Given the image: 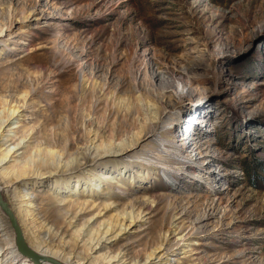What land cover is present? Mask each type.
<instances>
[{"label": "rangeland", "instance_id": "374dc122", "mask_svg": "<svg viewBox=\"0 0 264 264\" xmlns=\"http://www.w3.org/2000/svg\"><path fill=\"white\" fill-rule=\"evenodd\" d=\"M0 127L32 247L264 264V0H0Z\"/></svg>", "mask_w": 264, "mask_h": 264}, {"label": "bare ground", "instance_id": "6f19581e", "mask_svg": "<svg viewBox=\"0 0 264 264\" xmlns=\"http://www.w3.org/2000/svg\"><path fill=\"white\" fill-rule=\"evenodd\" d=\"M24 98V97H23ZM25 99V98H24ZM25 102V101H24ZM23 107V106H22ZM21 108H19V106H16V107H13L11 110H10V116L8 117H12V116H16V112H18ZM20 112V111H19ZM9 120V118L7 119ZM4 124V123H3ZM2 124V125H3ZM3 128V127H2ZM13 129V128H12ZM3 138V130L1 131V127H0V139ZM184 139V138H183ZM187 143V141L184 142V144ZM16 146V145H15ZM18 147V146H17ZM15 148V147H13ZM12 148V149H13ZM14 150V149H13ZM11 148L8 150V153L3 155L2 157H0V163L2 164V162H4L6 160V158L8 157L9 153H11ZM11 157V156H10ZM30 160V159H28ZM27 163V162H26ZM34 163V162H33ZM28 164L30 165V163L28 162ZM1 166V165H0ZM28 166V165H27ZM29 167V166H28ZM27 167V169H28ZM2 168V167H1ZM27 169H20L19 165H15L13 167V169H10V170H3V174L6 176V178L4 179H7L10 174H15L14 176H16L17 179L19 178H22L23 176H25V174H27ZM30 171V169H29ZM1 174V176L3 175ZM29 174V173H28ZM36 174H40V172H36ZM107 174V177H112L111 181L113 182H119L117 181V179H115L116 177L115 176H112L111 173H106ZM2 176V177H5V176ZM31 174H29V177H30ZM8 176V177H7ZM32 176V175H31ZM13 177V176H12ZM9 180V179H8ZM16 181V179H15ZM9 185V184H7ZM1 187V186H0ZM2 188V187H1ZM26 194H29V193H26ZM122 226H125L122 224ZM129 226V225H128ZM3 224L1 223V220H0V237L4 238V240L6 241L5 246L2 241H0V264H20L23 260H26V258L19 252L18 248H17V245L15 244V241L9 237V234L8 232H6L3 228ZM126 228V227H125ZM123 230V229H122ZM121 230V231H122ZM35 250H37L39 253L43 254V255H47V256H51V257H54L56 258L57 260L63 262L64 264H85L84 261H81V260H77V261H72V255L71 257H68V256H64V255H61L59 252L60 251H53V250H50L48 248H44V247H38V245L36 247H33ZM62 252V251H61ZM156 253V251L154 252ZM65 254V252H64ZM67 254V252H66ZM69 254V253H68ZM71 255V254H69ZM76 256V255H75ZM78 257V256H77ZM79 258V257H78ZM83 260V259H82ZM86 261V260H85ZM87 262V261H86ZM33 264V263H31ZM41 264H51L49 262H41Z\"/></svg>", "mask_w": 264, "mask_h": 264}, {"label": "water", "instance_id": "95a60500", "mask_svg": "<svg viewBox=\"0 0 264 264\" xmlns=\"http://www.w3.org/2000/svg\"><path fill=\"white\" fill-rule=\"evenodd\" d=\"M0 210L8 217L9 222L15 233V242L19 252L34 264H41V262H49L51 264H64L54 257L43 255L35 250L26 240L23 229L19 220L12 209L9 201L6 199L3 188L0 187Z\"/></svg>", "mask_w": 264, "mask_h": 264}]
</instances>
